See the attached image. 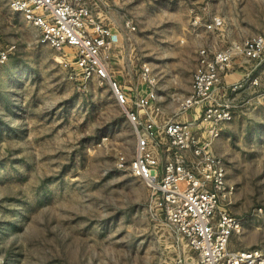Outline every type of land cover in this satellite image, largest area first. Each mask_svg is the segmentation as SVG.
<instances>
[{
    "label": "rangeland",
    "instance_id": "374dc122",
    "mask_svg": "<svg viewBox=\"0 0 264 264\" xmlns=\"http://www.w3.org/2000/svg\"><path fill=\"white\" fill-rule=\"evenodd\" d=\"M88 1L120 34L106 54L110 73L147 84L164 105L160 126L194 119L179 105L202 48L264 34V0ZM215 18L223 30L205 26ZM0 45L9 50L0 62V264H159L166 253L184 254L150 189L128 170L145 130L109 80L84 79L73 49L44 42L8 0H0ZM246 66L250 78L228 94L233 116L213 149L235 185L228 209L242 223L229 247L264 252V58ZM169 142L163 134L151 142L163 163Z\"/></svg>",
    "mask_w": 264,
    "mask_h": 264
},
{
    "label": "built area",
    "instance_id": "2783aa9c",
    "mask_svg": "<svg viewBox=\"0 0 264 264\" xmlns=\"http://www.w3.org/2000/svg\"><path fill=\"white\" fill-rule=\"evenodd\" d=\"M11 10L35 26L42 39L59 52L73 49L74 65L84 79L97 76L109 80L116 100L125 108L138 133L135 156L128 170L140 177L151 191L153 206L176 233L184 254H164L159 264H264L260 248L232 250V235L240 232L242 223L228 205L235 194V185L228 179L225 160L213 149L221 134V124L233 116L228 96L240 90L250 71L246 64L264 58V34L231 42L223 49L202 48L192 78L190 93L179 105V112H193L194 119L184 121L168 118L161 126V107L156 94L136 97L138 111L130 105L132 98L108 69L106 54L117 39L112 28L94 13L88 0H8ZM223 30L221 18L205 25ZM9 50L0 45V62L7 60ZM243 78L227 83L225 78L237 70ZM150 68L143 65V76L149 78ZM147 118L142 119L140 111ZM164 135L170 141V158L161 162L151 142ZM191 154V157L188 155Z\"/></svg>",
    "mask_w": 264,
    "mask_h": 264
},
{
    "label": "crops",
    "instance_id": "0c3cea01",
    "mask_svg": "<svg viewBox=\"0 0 264 264\" xmlns=\"http://www.w3.org/2000/svg\"><path fill=\"white\" fill-rule=\"evenodd\" d=\"M116 30V31H115ZM112 31L115 33V34H118V36L120 35L119 32H117V29H114L112 27ZM114 54H115V51H113ZM116 55V54H115ZM112 75V74H111ZM118 77V80L122 86V88L124 89V91L129 95V96H133V97H139V96H142V95H147L148 92H149V87L147 86L146 83L140 81V82H128L126 81V79L123 77V72L121 73L120 72V75L117 76V75H112V78L115 79L114 77ZM238 77H243V70H237L235 72H233L232 74L228 75L225 80L226 82L229 84V83H233L236 81V79ZM238 80V79H237ZM155 102L157 104H159L161 107H163V103L160 101V98L156 99Z\"/></svg>",
    "mask_w": 264,
    "mask_h": 264
}]
</instances>
